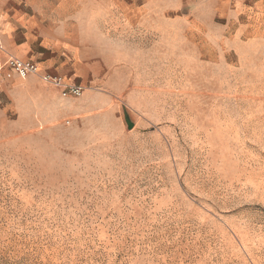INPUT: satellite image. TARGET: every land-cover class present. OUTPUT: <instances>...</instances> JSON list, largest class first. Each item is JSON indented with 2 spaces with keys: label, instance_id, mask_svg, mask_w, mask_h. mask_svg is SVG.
Listing matches in <instances>:
<instances>
[{
  "label": "rangeland",
  "instance_id": "374dc122",
  "mask_svg": "<svg viewBox=\"0 0 264 264\" xmlns=\"http://www.w3.org/2000/svg\"><path fill=\"white\" fill-rule=\"evenodd\" d=\"M48 2L106 12L133 127L118 106L97 136L0 74V264H264V10Z\"/></svg>",
  "mask_w": 264,
  "mask_h": 264
},
{
  "label": "crops",
  "instance_id": "0c3cea01",
  "mask_svg": "<svg viewBox=\"0 0 264 264\" xmlns=\"http://www.w3.org/2000/svg\"><path fill=\"white\" fill-rule=\"evenodd\" d=\"M22 1L0 0V65L8 57L31 60L38 66L39 73L58 74L67 82L81 84L84 89L80 96L64 97L39 75L23 77V83H17L16 87L25 89L28 84L31 91L32 83L41 81L42 90L51 88L48 92L53 99L46 101L49 105L57 109L62 106L68 116L79 118L81 125H89L92 132L98 131L97 136L102 130H97L95 122L103 125L114 117L120 123L121 115L116 112L122 105L123 81H126L123 71L128 65L121 63L118 42L116 57L110 53L116 51L109 47L113 42L109 39L106 12L55 20L51 17L52 5L48 0H26L24 5ZM210 5L213 12L244 11L260 15L264 10V0H210ZM67 22L73 24L69 25L70 30L60 25ZM121 107L125 122V110ZM56 117L60 114L51 120Z\"/></svg>",
  "mask_w": 264,
  "mask_h": 264
},
{
  "label": "built area",
  "instance_id": "2783aa9c",
  "mask_svg": "<svg viewBox=\"0 0 264 264\" xmlns=\"http://www.w3.org/2000/svg\"><path fill=\"white\" fill-rule=\"evenodd\" d=\"M0 74L10 77L16 74L23 78L30 75H39L40 79L46 84L59 90L61 96H80L83 87L74 82H67L58 74H50L48 72L39 73L38 66L31 60H20L15 57H8L4 64L0 65Z\"/></svg>",
  "mask_w": 264,
  "mask_h": 264
},
{
  "label": "water",
  "instance_id": "95a60500",
  "mask_svg": "<svg viewBox=\"0 0 264 264\" xmlns=\"http://www.w3.org/2000/svg\"><path fill=\"white\" fill-rule=\"evenodd\" d=\"M125 122H126V125L128 126V128H132L133 127V125L129 122L127 117H125Z\"/></svg>",
  "mask_w": 264,
  "mask_h": 264
}]
</instances>
